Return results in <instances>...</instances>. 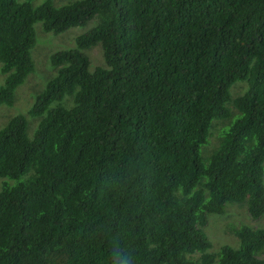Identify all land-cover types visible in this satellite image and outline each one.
<instances>
[{
	"label": "trees",
	"instance_id": "obj_1",
	"mask_svg": "<svg viewBox=\"0 0 264 264\" xmlns=\"http://www.w3.org/2000/svg\"><path fill=\"white\" fill-rule=\"evenodd\" d=\"M33 2L0 0V104L35 70L37 22L95 24L51 55L34 137L22 113L0 129V177L17 180L0 191V264H264V228L217 254L204 232L229 202L264 214V0Z\"/></svg>",
	"mask_w": 264,
	"mask_h": 264
},
{
	"label": "rangeland",
	"instance_id": "obj_2",
	"mask_svg": "<svg viewBox=\"0 0 264 264\" xmlns=\"http://www.w3.org/2000/svg\"><path fill=\"white\" fill-rule=\"evenodd\" d=\"M44 1L46 0H34L33 5L36 7ZM73 1L75 0H53L54 4L57 6L68 4ZM94 24L95 19L89 21L84 26L71 27L58 34L46 32L42 22H37L35 24L36 45L32 49L35 70L30 73L25 82L17 88L13 105H8L6 103L0 104V129L3 128L13 116L22 113L26 115L28 120L27 133L30 138L34 137L43 116H32L28 111L34 104L36 95L45 88L47 81L57 73V67L53 66L51 63V55L59 50L76 47V38L86 33ZM84 52L91 59V70H94L97 66L105 65L101 44L90 47L84 50ZM4 80L5 75L1 72L0 62V86L4 84ZM247 87L248 83L246 81L237 82L232 87V93L234 96L240 95L244 93ZM73 103L71 96H67L64 101L54 102L52 106L66 105L70 107ZM226 125V120L220 119L213 122L210 130L209 143L204 145L201 150V155L204 159L208 158L211 152L219 145L222 131ZM24 179H26V177H22L21 180ZM6 183L13 185L17 183V180L0 177V191ZM240 226L262 229L264 228V214L259 218H253L249 214L247 202H229L223 214L209 213L208 223L204 227V232L212 243V247L209 251L217 254L221 247L226 244L238 248L240 239L236 235L234 229Z\"/></svg>",
	"mask_w": 264,
	"mask_h": 264
},
{
	"label": "clouds",
	"instance_id": "obj_3",
	"mask_svg": "<svg viewBox=\"0 0 264 264\" xmlns=\"http://www.w3.org/2000/svg\"><path fill=\"white\" fill-rule=\"evenodd\" d=\"M123 264H127V261H124Z\"/></svg>",
	"mask_w": 264,
	"mask_h": 264
}]
</instances>
